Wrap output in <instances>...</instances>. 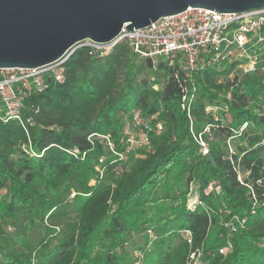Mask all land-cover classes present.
Wrapping results in <instances>:
<instances>
[{
    "label": "trees",
    "instance_id": "1",
    "mask_svg": "<svg viewBox=\"0 0 264 264\" xmlns=\"http://www.w3.org/2000/svg\"><path fill=\"white\" fill-rule=\"evenodd\" d=\"M160 64L139 59L123 44L99 59L79 49L65 65L63 84L27 98V131L17 121H0V264H187L192 252L202 253L203 264H264V117L244 106L247 96L258 95V78L244 84L246 97L228 103L231 122L219 123L203 157L180 107L174 69ZM195 78L198 133L212 122L205 106L216 103L224 87L209 70ZM134 110L152 123L154 149L113 164L99 137L109 135L122 149ZM247 119L255 127L236 142L233 161L250 173L259 199L253 214L226 148ZM97 167L106 170L102 180ZM192 185L199 204L190 209ZM235 215L246 226L233 237V249L220 254L225 222Z\"/></svg>",
    "mask_w": 264,
    "mask_h": 264
},
{
    "label": "built area",
    "instance_id": "2",
    "mask_svg": "<svg viewBox=\"0 0 264 264\" xmlns=\"http://www.w3.org/2000/svg\"><path fill=\"white\" fill-rule=\"evenodd\" d=\"M123 27L119 35L109 43H95L84 40L69 49L61 59L50 65L38 69H0V121L3 124L17 121L27 131L30 120H24L23 110L25 102L31 95H38L46 91L51 83L63 84L65 80L66 63L77 53L79 49L87 48L94 58H106L113 53L114 48L126 45L139 59L151 60L154 64L157 59L169 68H173L172 78L180 86V107L186 113L190 122L189 131L199 147L202 156H208L209 140L212 133L219 127V123L231 122V110L228 103L237 100L240 95L246 97V82L250 78L257 77L256 97L247 96L244 100L245 111L255 118L264 117V8L246 12L244 14H221L203 8H189L185 13L160 18L142 29L126 30ZM209 70L216 74V83L222 85L224 94L214 104L205 106L206 114L212 122L203 127L202 131L195 130L194 104L199 101L197 92L196 75L199 72ZM226 88V90H225ZM126 122L124 139L119 145L115 144L109 135L100 139L106 150L115 159L113 164L125 161L133 152L143 150L152 152L154 149L149 133L152 131V123L145 118L139 110H134ZM128 118V117H127ZM255 127L251 119H247L240 126L233 129L231 137L227 138L226 148L229 150V160L237 173V179L241 186L248 189L252 204V214L256 212L259 204L258 195L253 185L248 182L250 173H244L240 166L233 161L236 153L235 144L242 134ZM164 130L163 123L156 125V132L160 134ZM264 133V126L259 131ZM243 144L247 145L244 141ZM264 145V136L261 143ZM78 150L73 151L77 156ZM140 156H137L138 158ZM104 157L99 161V166L104 163ZM98 179L105 176V168L97 167ZM123 170L121 166L115 168L118 174ZM97 178L91 183L96 184ZM262 185V181H257ZM194 186L190 188L189 208L199 204V198L195 195ZM211 184L208 190H214ZM219 192V188H216ZM74 196V195H73ZM227 228L226 245L219 251L220 254H228L233 249V237L246 226V219L234 216L225 222ZM186 238L192 243L191 234L186 232ZM202 253L192 252L187 264H203Z\"/></svg>",
    "mask_w": 264,
    "mask_h": 264
},
{
    "label": "water",
    "instance_id": "3",
    "mask_svg": "<svg viewBox=\"0 0 264 264\" xmlns=\"http://www.w3.org/2000/svg\"><path fill=\"white\" fill-rule=\"evenodd\" d=\"M189 8L244 14L264 0H0V69H38L84 40L109 43L125 26L142 29Z\"/></svg>",
    "mask_w": 264,
    "mask_h": 264
},
{
    "label": "rangeland",
    "instance_id": "4",
    "mask_svg": "<svg viewBox=\"0 0 264 264\" xmlns=\"http://www.w3.org/2000/svg\"><path fill=\"white\" fill-rule=\"evenodd\" d=\"M162 62V60L157 59V61L155 62V64L152 62V64L156 65L157 68L161 65L160 63ZM157 74H159V72H157ZM137 159H139L140 161H142L141 157H138Z\"/></svg>",
    "mask_w": 264,
    "mask_h": 264
}]
</instances>
